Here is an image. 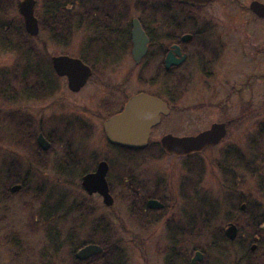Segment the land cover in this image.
I'll list each match as a JSON object with an SVG mask.
<instances>
[{
  "label": "flooded vegetation",
  "instance_id": "1",
  "mask_svg": "<svg viewBox=\"0 0 264 264\" xmlns=\"http://www.w3.org/2000/svg\"><path fill=\"white\" fill-rule=\"evenodd\" d=\"M252 1L264 5L263 0L64 1L69 29L64 46L50 55V63L52 56L68 55L88 66L91 74L78 89L69 88L66 77L58 76L66 82L41 80L47 82V89L20 95L18 109L25 121L15 122L18 140L13 157L1 158L0 200L1 211L9 212L11 197L25 194L26 199L18 198V204L22 201L18 210L9 214L26 213L22 211L13 232L1 237L3 257L12 254L14 264L70 263V235L55 230H69L73 208L68 187L77 183L81 194L78 225L93 231L95 238L103 230H122L125 225L141 231H167L170 246L163 248L161 264L180 263L178 236L195 231L199 218L212 208L209 201L199 212L197 207L191 209L194 200L213 191L201 183L212 180L213 174L218 179L222 175L225 183L220 185L226 189L222 193L236 198L244 193L246 24L239 21L237 29L229 30L225 22L231 17L237 21L229 8L247 14V23L264 19L251 10ZM36 8L35 0L37 18ZM135 22L141 31L133 30ZM105 72H112L116 80L104 82ZM90 77L101 82H89ZM61 84L69 95L66 101L79 98V109L72 110L60 98ZM138 95L153 101L147 105L154 120L146 142L134 147L110 141L104 122L121 114ZM24 101L47 103V110L28 111L22 106ZM213 125H222L224 134L200 150L178 154L163 145L167 135L194 136ZM39 135L48 143L45 149L37 142ZM101 163L105 164L109 205L99 190L82 186L83 178L95 173ZM13 186L18 189L13 191ZM27 204L30 208H24ZM98 207L109 209L112 215ZM38 225L44 231L41 248L33 253L38 258H21L38 243ZM17 228L26 231L23 238ZM89 243L84 240L81 246ZM80 247L73 251L74 257ZM192 251L188 264L196 250ZM203 258L204 254L200 261Z\"/></svg>",
  "mask_w": 264,
  "mask_h": 264
},
{
  "label": "rangeland",
  "instance_id": "2",
  "mask_svg": "<svg viewBox=\"0 0 264 264\" xmlns=\"http://www.w3.org/2000/svg\"><path fill=\"white\" fill-rule=\"evenodd\" d=\"M40 1L41 0H38L39 3ZM208 10H210V8ZM229 10L231 11L229 14H231L232 16L235 15V20H237L236 22H234L232 21L234 18L231 17V19L227 21L228 23L225 22L229 30L237 29L236 27L240 22H245L246 24L244 28L246 31V53H245L244 66H245V73L247 76V82H245V91H244L246 117L244 119L245 131L243 137L244 145H245V160H244L245 179H244L243 187L241 188L244 193L243 196H241L240 198H236L235 196L230 195L226 192L222 193L223 191H226V189H222L223 186H221L222 183H225L223 177H221L222 175L221 176L219 175V179H218V177L214 178L217 175L213 174L210 177L212 180L205 179L206 182L201 183V185L204 186L209 185L213 191L209 195H203V196L200 195L201 200H197L196 202L194 200V204L191 206V209L194 210V207L195 208L197 207L199 212V210H201V207H206L207 203L210 201L212 208L209 209L208 212L211 213L212 216L211 219H209L208 225L204 226L199 231L200 233H198V231H192L191 234L186 235V232H182L181 236H178V239H180V244H179L180 250L185 251L186 253H188V255L190 254L189 256H191L193 253V251H191L192 248L199 246L206 247V244H208L209 241V231L212 230L213 228H222L224 230L228 222H232L236 226L245 224L246 216L242 212L240 211L238 212L237 210L242 202L259 203L261 207L264 208V198L260 195L259 192L260 183H263V187H264V182H263L264 178L262 175H260L257 172L255 173L254 171V170H260V173L264 174V158H262L264 157V77H263L264 19L257 18L256 21L253 20L252 23L251 22L247 23V21H250L248 19L247 14L242 13V11L240 10H236L235 13H233L234 11L231 10V8H229ZM14 14L15 13L11 14L10 16H14ZM39 37L41 38L42 43L46 45V51L48 55L59 52L60 48L63 47L52 44L48 40L46 41L45 34H40ZM35 42L37 43V45H39V47L42 46V43L40 44L38 40H35ZM11 60H12L11 55L0 54V78H1V73H4L5 69L11 64L12 62ZM119 74L120 72L118 73V75ZM121 75H123V73H121ZM114 76L112 72H105L104 76L102 75V80L104 82H110V81L113 82V80H116ZM56 80L61 83L66 82L64 77ZM88 81L101 82L96 77H90ZM62 84H61L62 91L60 98L65 102L66 97L69 95L65 93V87ZM70 98H71L70 100H72L73 103L67 100L66 101L67 105H71L70 108L72 110H74V108H76V110L79 109V106L81 105V101L79 100V98L77 97H70ZM46 105L47 103L32 104L31 102L28 101H24L22 104V106L25 109L31 112H33L37 108H40L41 112H46L47 110ZM0 107L2 109H6V108L14 109V108H18V103L15 104L8 103L7 105L0 104ZM93 121H96V119L94 118ZM14 153L15 151L13 148L10 147L5 148L0 143V160L2 157H12ZM254 161L255 163H253ZM258 165L259 167H257ZM0 179H1V170H0ZM30 185L32 186L33 184ZM76 186L77 183H71L68 187L69 196H70V206L71 208H73V210H71L69 214V230L66 229L55 230V232L59 234L63 232L66 233L67 236L70 235V240L68 241L67 248L69 247V249L71 248V250L74 249L75 246H77L78 244L82 243L84 240L88 239V237L93 232L82 228L81 225H78L79 223L78 200L81 194L79 193L78 188ZM234 194L236 195V193ZM25 196H26L25 194H21L18 192L15 193L11 197L9 202L10 211L14 210V212H16L20 207V203L22 202L19 201L18 204V198L19 197L25 198ZM38 206L39 205L37 204L36 207ZM24 208H30V207L27 204V207ZM98 209L99 211H102L103 214L107 213L109 215H112V213L109 212V209H106L104 207H98ZM5 211H1V200H0V264L3 259L5 261L7 260L6 261L7 264H14L16 258L14 257L12 258V254L7 253L5 257H3L1 254V237L3 236L4 233H7L9 230L10 231L12 230L11 232L14 231V227H15L14 225L20 224L17 222L18 217L21 216V213L22 214H24L23 212L26 213V211L20 210L21 212L19 211L18 213H15L13 217L11 216V214H9L10 211L9 212H5ZM1 214L5 216L3 220H1ZM41 227H42L41 225H38L36 230L37 231L36 239L38 243L34 244V246L30 248L32 249L33 252H29V253L25 252L23 255H21V258H24L23 256H27L29 260H36L38 258V255L35 254L34 256L33 253L37 251L39 248H41L40 246L41 237L44 233ZM59 228H65V227L60 226ZM17 229L19 230L17 234H19L20 238H23L26 231L24 229H19V228ZM113 232H114L113 237L115 238L114 243L116 245V248L123 255V260L121 261L120 264H161L163 260V254L165 252L163 251V248L170 246L167 242V239H169L167 237V231H161L159 233L157 231H152V230L141 231L136 228L132 229L125 225L122 230H113ZM241 234L246 237V235H248V231L243 230L241 231ZM253 252L256 254H254L252 258L255 260L259 259L261 253L264 252V245L262 248L255 247ZM240 253L241 252H239L238 254ZM113 259L114 258H111L107 262L97 263V264H112ZM230 259L231 257L228 258L226 262L223 264H232ZM216 261H217L216 258L214 257L211 258L210 256L208 258L207 257L203 258L202 261L195 264H212V262L213 264H217ZM56 264H61V262L59 261ZM62 264H70V263H68V261H65ZM179 264H181V262Z\"/></svg>",
  "mask_w": 264,
  "mask_h": 264
},
{
  "label": "trees",
  "instance_id": "3",
  "mask_svg": "<svg viewBox=\"0 0 264 264\" xmlns=\"http://www.w3.org/2000/svg\"><path fill=\"white\" fill-rule=\"evenodd\" d=\"M18 1L0 0V54H8L12 57L11 64L5 69L4 73H1L0 78V104L6 105L8 103H17L21 94H30L35 88L37 90L47 89V82H40L41 80H55L58 78L51 67L50 55L47 54L46 45L42 43L39 35L45 34L46 41L64 46L66 33L69 29L65 17V0H41L40 3L36 0L39 31L36 35H29L25 31L22 17L17 11ZM13 13L16 15L10 16ZM35 40H38L40 44L42 43V46L39 47ZM1 107L0 143L5 147L14 149V143H17L18 140L15 138V122L18 119L25 121L24 113L18 108L2 109ZM254 171L264 178V174H261L260 170ZM259 192L264 198L263 183H260ZM244 204V210L241 211L239 207L237 210L246 216V222L245 224L237 225V235L233 240L226 237L222 228H213L209 231V241L206 247H194L192 250H200L204 254V258L210 256L211 258H216L217 264L225 263L230 257L232 264H264V252L261 253L259 259L255 260L252 256L256 253L249 249L251 243L259 248L264 245V208L259 203L248 202ZM211 216V213H207L205 216L200 217L195 231L200 233L199 231L208 225ZM243 230L248 231L246 237L241 234ZM113 234V230L107 229L102 231L100 238H95L94 232H92L86 239L87 242L99 244L102 247V251L88 259L78 260L74 257L73 251L81 246L82 243H80L70 252V264L104 263L111 258H114L112 264H120L123 260V255L116 248ZM239 252L241 253L238 254ZM189 255L185 251L180 250L181 264H188Z\"/></svg>",
  "mask_w": 264,
  "mask_h": 264
},
{
  "label": "water",
  "instance_id": "4",
  "mask_svg": "<svg viewBox=\"0 0 264 264\" xmlns=\"http://www.w3.org/2000/svg\"><path fill=\"white\" fill-rule=\"evenodd\" d=\"M198 3H204L208 0H186ZM35 0H19L18 12L23 20L25 31L29 35H36L38 33V21L33 13ZM251 10L259 17L264 16V5L258 1H252L250 3ZM134 31H141L140 26L136 22L133 25ZM51 64L53 71L57 76H65L68 82V86L71 89H78L87 77L91 74L88 66L83 64L79 59L70 57L68 55H56L51 57ZM153 103L150 97L145 95H138L132 99L125 110L116 116L107 119L104 122V129L107 138L115 143L127 146H142L146 142V138L149 132V127L153 118V113L147 107ZM144 105V107H142ZM222 125H213L211 129L203 131L194 136L174 137L167 135L163 139V145L165 148L178 154H185L191 151L200 150L206 145L213 144L224 134L223 129L220 130ZM37 142L45 149L48 145L47 141L39 135ZM105 164L98 165L95 173L88 174L83 178L82 186L89 191L99 190L103 195V202L107 205L111 203V197L107 192L106 184L104 181ZM18 186H13L12 190L15 191ZM240 210H244L245 204H240ZM224 233L226 237L233 240L237 234V227L232 222H228ZM255 244H251L250 250L255 249ZM102 251V247L89 243L81 246L76 252L75 257L77 259H86L94 254H98ZM203 257V253L196 250L190 259L189 264H194L200 261Z\"/></svg>",
  "mask_w": 264,
  "mask_h": 264
}]
</instances>
